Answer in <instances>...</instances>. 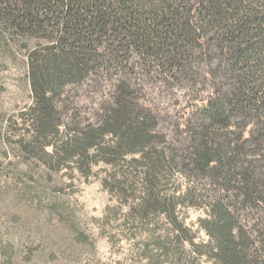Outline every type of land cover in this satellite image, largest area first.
<instances>
[{
  "label": "trees",
  "instance_id": "1",
  "mask_svg": "<svg viewBox=\"0 0 264 264\" xmlns=\"http://www.w3.org/2000/svg\"><path fill=\"white\" fill-rule=\"evenodd\" d=\"M0 35L23 43L32 97L6 158L104 166L108 214L146 230L145 264H264V0H0ZM156 80L190 95L180 118L148 101ZM86 84L102 92L91 118L66 103Z\"/></svg>",
  "mask_w": 264,
  "mask_h": 264
},
{
  "label": "rangeland",
  "instance_id": "2",
  "mask_svg": "<svg viewBox=\"0 0 264 264\" xmlns=\"http://www.w3.org/2000/svg\"><path fill=\"white\" fill-rule=\"evenodd\" d=\"M146 88L148 101L163 116L168 111L174 120L181 117L190 99L185 90L157 80ZM66 96L72 113L91 118L102 92L86 84L69 88ZM31 104L23 43L0 35V264H145L135 245L146 230L124 224L126 208L117 217L108 214L119 203L102 186L104 166L85 179L76 172L54 174L26 164L16 150L6 158L2 136L9 118ZM205 217L204 209H186V224L196 232L197 243L208 240L199 226ZM196 263L214 264L207 257Z\"/></svg>",
  "mask_w": 264,
  "mask_h": 264
}]
</instances>
